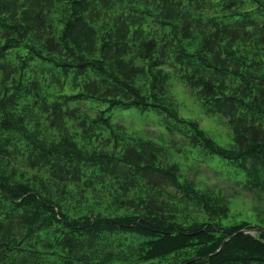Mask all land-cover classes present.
Masks as SVG:
<instances>
[{"label":"trees","instance_id":"16d2710c","mask_svg":"<svg viewBox=\"0 0 264 264\" xmlns=\"http://www.w3.org/2000/svg\"><path fill=\"white\" fill-rule=\"evenodd\" d=\"M172 75L230 146L179 116ZM113 112L264 188V0H0V264H264V231L239 233ZM169 186L189 199L177 211L155 197Z\"/></svg>","mask_w":264,"mask_h":264},{"label":"rangeland","instance_id":"374dc122","mask_svg":"<svg viewBox=\"0 0 264 264\" xmlns=\"http://www.w3.org/2000/svg\"><path fill=\"white\" fill-rule=\"evenodd\" d=\"M169 95L175 102L180 117L196 120L205 127L208 136L217 144L231 145V135L225 120L208 111L194 92L173 75L169 81ZM101 107L96 104L93 111ZM82 108L85 110V106ZM112 121L118 128L148 138L152 145L160 149L164 163L167 159L179 163V173L186 185L196 187L200 193L215 194L223 206L233 207L231 214H236L238 219L247 220L251 224L246 228H264V188L249 187L239 180L224 176L223 173L212 169L207 162L191 160L185 152H182L186 145L183 138L171 135L154 121L143 120V116L126 117L113 112ZM171 153L175 156L170 158ZM155 197L158 203L168 211H177L184 203L189 202L182 189L175 186L164 187Z\"/></svg>","mask_w":264,"mask_h":264},{"label":"water","instance_id":"95a60500","mask_svg":"<svg viewBox=\"0 0 264 264\" xmlns=\"http://www.w3.org/2000/svg\"><path fill=\"white\" fill-rule=\"evenodd\" d=\"M254 230H249V231H241V233H250V232H253ZM258 231H261V230H258ZM225 242V241H224ZM224 242L220 245L219 249L217 251H219L220 249H222L223 245H224Z\"/></svg>","mask_w":264,"mask_h":264}]
</instances>
